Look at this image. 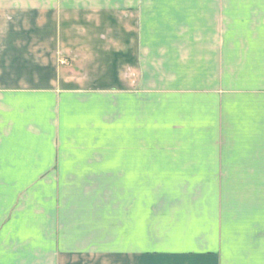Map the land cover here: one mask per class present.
Listing matches in <instances>:
<instances>
[{"label":"crops","instance_id":"1","mask_svg":"<svg viewBox=\"0 0 264 264\" xmlns=\"http://www.w3.org/2000/svg\"><path fill=\"white\" fill-rule=\"evenodd\" d=\"M45 1L48 12L56 10L57 18V11L67 12L66 17L71 13L79 18L83 15L70 10H79L80 6H66L65 0ZM52 1H56V7ZM185 1L190 4L167 0V5L153 8L151 26H142L151 30L149 41L141 38L146 29L132 32V42L126 41L125 47L116 51L120 52L119 69L129 68L136 77V89L124 93L136 96L146 92L150 75L153 82L172 83L169 89L156 83L163 89L158 93L167 94L168 101L147 111L148 121L143 120V107L130 104L115 131L67 143L102 149L58 157L59 145H64L58 134L62 107L72 104L76 111L91 110L97 104L95 99L105 97L110 90L112 75L105 76L107 63L101 44L95 49L104 53H100L98 63L97 55L88 52L90 46L87 54L76 51L75 62L88 71L97 66V73L102 75L98 83L97 78L85 75L87 70L73 77L77 88L71 97L51 91L46 104L40 93L41 100L35 105L37 96L28 98L30 93L22 90L13 93L18 100L11 104L7 95L10 91L0 92V113H5V108L11 113L12 107L18 109L14 114L17 117L7 120L9 128L22 117L26 128L18 134L35 140L30 143L32 160L26 159V145L16 143L11 150L10 140L6 143L7 159L13 158L15 169L23 177L29 176V163L35 162L39 163L40 173L33 174L37 178L54 171L57 178L74 179L61 185V202L55 208L57 247L71 253V264H83V260L87 264H264V92L234 97L223 91L224 31L222 21L217 19V13L221 15L218 1L222 0ZM58 2L67 9H60ZM206 2L215 4H202ZM213 6L212 19L203 24L198 17L188 18L190 12L206 14ZM93 11H88L89 16ZM76 38L72 34L73 48ZM202 60L214 67L212 73L205 70L211 67L203 69ZM162 74H167V80ZM206 82H215V86L207 88ZM220 93L234 97L231 106H196ZM201 96L206 98L189 104L184 101ZM65 97L72 99L71 103L62 101ZM169 99L176 104L170 105ZM48 106L52 116L43 119ZM35 107L39 112L33 110ZM76 129L81 133L89 128L82 125ZM14 133L10 130L7 136ZM36 140H44L49 149ZM75 178L85 181L77 184ZM8 246L14 255L22 248Z\"/></svg>","mask_w":264,"mask_h":264},{"label":"rangeland","instance_id":"2","mask_svg":"<svg viewBox=\"0 0 264 264\" xmlns=\"http://www.w3.org/2000/svg\"><path fill=\"white\" fill-rule=\"evenodd\" d=\"M164 1L65 0L63 3L66 6H80L79 10H70L82 12L83 15L79 18L78 14L71 13L66 17L67 12L57 11L59 14L57 18L56 10L48 12V7L45 6L48 3L45 0H41L39 3L35 0L31 3L24 0H0V92L7 94V91H10L7 95H10L8 100L11 99V104H15L14 101L18 100V96L13 93H21L22 90L30 93L28 98L31 97V94L37 96L35 105H38L41 99L44 100V103L50 99L46 96L51 94V91H59V94L64 92L67 93L66 96L71 97L72 92L77 88L72 78L78 77L84 73V70H87L84 69L85 66L78 64V61L75 62L74 55L77 54L78 49H81L82 54H87V46H90L91 50L88 52L97 55V63L101 61L99 60L100 55H104V53L97 52L95 49H99L101 44V49L105 50L106 56L103 59L104 63H107L105 76L112 75L110 90L107 91L105 97L95 99L97 104L91 110L85 108L76 111L75 108L73 109L76 106H72V104L62 107V119L58 134L64 145H59L58 157H62L64 154H88L99 148L102 149L103 147L80 146V142H74L72 145H67V143L74 141V138L83 137L85 140L91 134L104 131L109 134L113 130L115 131L120 124L119 120L125 117L126 111L128 112L130 104L143 107L144 114L141 115L146 121L150 116L147 111L166 105L167 94L158 93L157 90L163 89L156 83L169 89V83L172 82H153L152 75L149 76L150 81L144 88L146 92L136 96L124 93L136 89L133 80L136 77L129 68L119 69L117 63H120L118 59L120 52H116L125 47L126 41L132 42L131 39H134L132 32H138L151 26L153 8L167 5V0ZM181 1L182 4H190L185 0ZM170 3L176 4L177 2ZM52 4L56 7V1H52ZM218 4V9L221 8V15L217 13V19L218 22L222 21L224 31L223 91L231 93L234 97L249 92L259 95L264 92V0H222L218 1ZM57 5H60V2ZM63 7L65 6L61 4L60 9H64ZM65 9L67 8L65 7ZM207 9V13L201 15H198V11L190 12L188 18L193 20L198 17L203 24L206 19L211 20L214 15V6ZM90 10H95L91 12V16L88 13ZM142 26L146 28L142 29ZM71 27H75V33ZM72 34L77 37L74 48L71 42ZM142 34L141 38L145 36V40L149 41L148 36L150 37L151 30L146 29ZM110 54L111 58H109ZM109 62L112 63L113 68L108 65ZM201 65L203 69L211 67L207 60H202ZM213 68L205 70L212 73L210 70ZM98 69L99 67L92 66L85 75H88L90 79L91 77L92 79L97 78L98 83L99 77L102 75V72L97 73ZM210 73L207 75L210 76ZM161 76L167 80V74ZM202 86L205 87V85ZM214 86L215 82H206L207 88ZM40 93H43L41 99ZM220 94H222L219 95L220 97L214 95L209 97L212 99L210 102L204 100L197 103L196 106L206 104L214 109H222L225 103H228L227 106H231L229 102L234 97ZM193 98H185L184 101L189 104L206 97ZM66 100L70 102L72 99H67V97L62 99L67 104ZM238 101H234L235 104ZM46 104L49 102L47 101ZM174 104L176 103L171 101L170 105L174 106ZM37 108L35 107L33 110L39 112ZM16 110L18 109L12 107L11 113L5 108L6 112L0 113V142L5 143L4 145L0 144V251L2 250L0 264H71L69 261L71 253H63L57 247L59 227L55 225V208L57 202H61V185L67 184V180L71 182L73 178H57L54 171L53 174L46 172L47 175L43 178H37L33 174L40 173V171L39 163L35 162H30L31 167L27 168L28 171L26 170V173L30 174L29 176L23 177L21 171L15 169L17 163L13 158L11 161L7 159L6 143L10 140L8 143L12 144L10 145L11 150L15 149L16 143L26 145L25 148L29 150L26 159L32 160L33 149L30 143L35 141L31 138L33 136L27 137L26 135L24 137L22 134H18L26 126V119L22 117L15 119V127L9 128L7 120L10 116L17 117L14 115ZM51 112L52 110L48 106L46 114L42 116L43 119L49 118ZM222 122L223 120H221ZM78 123L89 129L80 133L76 127H82V125L78 126ZM93 124L94 130H92ZM10 130L15 133L8 137L7 132ZM36 142L46 145L43 148L49 149L44 140H36ZM21 149L24 147L22 146ZM50 154L53 155L52 152ZM85 179L87 180V178ZM92 180L95 182L96 179ZM75 181L77 184H81L85 180L75 178ZM8 245L14 248L21 245L22 248L17 251V255H14L9 252L11 248ZM83 262V264H87L86 260Z\"/></svg>","mask_w":264,"mask_h":264}]
</instances>
